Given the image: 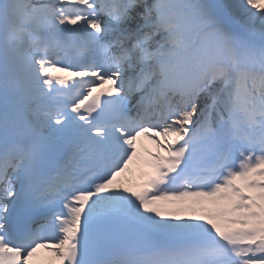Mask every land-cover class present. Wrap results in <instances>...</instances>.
<instances>
[{
	"label": "snow or ice",
	"instance_id": "snow-or-ice-1",
	"mask_svg": "<svg viewBox=\"0 0 264 264\" xmlns=\"http://www.w3.org/2000/svg\"><path fill=\"white\" fill-rule=\"evenodd\" d=\"M0 264H264V0H0Z\"/></svg>",
	"mask_w": 264,
	"mask_h": 264
}]
</instances>
